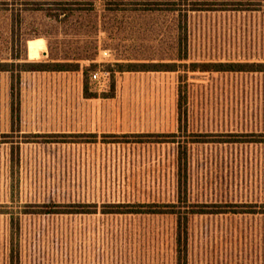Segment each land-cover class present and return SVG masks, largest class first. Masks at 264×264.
<instances>
[{
	"label": "rangeland",
	"instance_id": "rangeland-1",
	"mask_svg": "<svg viewBox=\"0 0 264 264\" xmlns=\"http://www.w3.org/2000/svg\"><path fill=\"white\" fill-rule=\"evenodd\" d=\"M192 6L202 10L185 19ZM26 62L80 70L21 72L13 100L10 72H0V264L13 242L34 264H66L73 245L112 248L114 217L102 214L110 205H175L188 218L193 264H264V71H189L264 64V0H0V63ZM149 62L177 72L115 73L111 92L115 64ZM179 173L187 199L178 197ZM46 205L102 215L39 214ZM100 218L112 224L92 240L88 222Z\"/></svg>",
	"mask_w": 264,
	"mask_h": 264
},
{
	"label": "trees",
	"instance_id": "trees-1",
	"mask_svg": "<svg viewBox=\"0 0 264 264\" xmlns=\"http://www.w3.org/2000/svg\"><path fill=\"white\" fill-rule=\"evenodd\" d=\"M197 6H192L187 9L183 16H186L189 12L201 11ZM244 10V9H243ZM184 37L178 39V54L179 60H186L187 57V40H186V25L183 26ZM8 66L12 68L9 71ZM111 68V67H110ZM13 69H19L17 76H14ZM115 70H108L110 75V89L114 94L115 92V73L135 72V73H159V72H177V65L171 63H127V64H115L113 66ZM80 70L79 64L73 63H17V64H4L0 63V72H10V97L13 100L18 98L19 94V74L21 72H77ZM189 71L191 72H203V73H245V72H263L264 64H249V63H217V64H192L189 65ZM182 77L178 78V121L181 123L186 120V88ZM87 81L84 83V93L86 98H92L88 95ZM106 97V98H112ZM12 117L16 119L18 116V108H14L12 101ZM141 137V135H123L122 138L127 139L130 137ZM34 138H44L48 141L56 143H67V135H33ZM71 137V136H70ZM96 142L97 136L90 135ZM163 137V136H161ZM52 138V139H50ZM54 138V139H53ZM63 138V139H61ZM69 138V137H68ZM113 138H119L114 136ZM46 141V142H48ZM181 174L179 173V177ZM178 197L179 199H187V181L186 176L183 175L178 178ZM138 206V205H137ZM165 206V207H161ZM46 208V209H45ZM41 212L43 215H88L93 214L102 215L109 214L114 217V222L111 228H114V241L115 244L110 249L101 248L96 243H92L93 246L86 248L84 245L80 249L73 245L67 250V262H76L77 254H84L87 256V263L84 258L83 264H192V249H190L187 242V222L188 218L185 215L179 213V210L175 209V205H141L139 207H133V205H110L104 206L102 214L97 213V210L90 211V208L86 210H68L55 208L51 209L47 205L44 208L41 206ZM33 213V212H29ZM221 211H192L190 214H221ZM38 214V213H37ZM98 224L96 222H88L94 224V228L98 229V232L92 229V240H95L94 236L105 231L106 218H100ZM91 221V220H90ZM112 224V222H107ZM106 223V224H107ZM87 226V225H86ZM91 227V226H89ZM101 228V231H100ZM109 228V227H107ZM103 229V230H102ZM18 229L16 233L21 235ZM19 235V236H20ZM14 240V239H13ZM58 249V247H57ZM57 249L55 250L57 254ZM190 252V255L188 253ZM69 259V260H68ZM38 257H34L31 252L20 249L16 244L12 245L10 250V262L9 264H34ZM80 260V261H81ZM85 260V262H84ZM191 260V262H190ZM38 264V263H35ZM80 264V263H79Z\"/></svg>",
	"mask_w": 264,
	"mask_h": 264
},
{
	"label": "crops",
	"instance_id": "crops-1",
	"mask_svg": "<svg viewBox=\"0 0 264 264\" xmlns=\"http://www.w3.org/2000/svg\"><path fill=\"white\" fill-rule=\"evenodd\" d=\"M190 262H191V260H190ZM194 262L192 261V264H193Z\"/></svg>",
	"mask_w": 264,
	"mask_h": 264
},
{
	"label": "built area",
	"instance_id": "built-area-1",
	"mask_svg": "<svg viewBox=\"0 0 264 264\" xmlns=\"http://www.w3.org/2000/svg\"><path fill=\"white\" fill-rule=\"evenodd\" d=\"M94 77V76H93Z\"/></svg>",
	"mask_w": 264,
	"mask_h": 264
}]
</instances>
